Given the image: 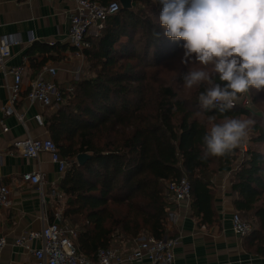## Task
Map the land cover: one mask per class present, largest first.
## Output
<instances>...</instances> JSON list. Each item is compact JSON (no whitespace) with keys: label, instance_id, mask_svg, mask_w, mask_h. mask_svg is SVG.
<instances>
[{"label":"trees","instance_id":"obj_1","mask_svg":"<svg viewBox=\"0 0 264 264\" xmlns=\"http://www.w3.org/2000/svg\"><path fill=\"white\" fill-rule=\"evenodd\" d=\"M135 1L150 12L139 9ZM161 9L159 0H133L131 9L121 6L110 16L105 30L84 52L91 74L72 81L74 89L65 91L64 102L46 116L49 137L70 163L58 185L66 196L63 221L76 229L77 251L92 260L116 237L129 242L140 235L171 237L173 202L167 187L183 176L192 186V216L200 225L217 222L213 177L241 155L239 146L223 157L202 158L207 116H222L213 109L196 117L198 97L181 98L172 87L162 86L157 97L152 96L155 60L167 52L177 57L184 43L164 35L165 29L153 18ZM68 50L75 52L70 44L34 42L25 55L37 72ZM251 91L257 111L238 103L225 113L255 121L231 191L235 211L256 224L244 240L262 241L258 247L264 248V152L256 148L264 145V91ZM80 154L90 155L83 166L76 161Z\"/></svg>","mask_w":264,"mask_h":264},{"label":"crops","instance_id":"obj_2","mask_svg":"<svg viewBox=\"0 0 264 264\" xmlns=\"http://www.w3.org/2000/svg\"><path fill=\"white\" fill-rule=\"evenodd\" d=\"M75 8L74 0H0V38L15 36L20 44L12 48V57L7 68L23 67V86L16 110L24 117V125L15 114H7L10 106L11 75L0 72V176L11 191V206L0 211V236L8 240V245L0 252V264H34L36 258L27 250L15 247L14 240L27 231H40L53 218L52 201L43 198L37 186L23 178L26 173L40 171L45 174V190L52 184L59 185L63 175L50 156L43 153L38 159L24 158L13 152V142L28 136L33 138L49 137L45 126L37 124L35 116L44 120L56 107L43 108L40 104H30L26 98L31 82L47 67L58 70L56 82L67 86L72 81L87 78L77 74L82 59L76 52L68 50L59 61H50L35 72L25 55L31 47L30 39L35 42L68 44L70 17ZM45 77H49L48 74ZM46 124V122H45ZM237 168V167H236ZM236 168L219 171L213 177L215 190L214 209L217 222L212 225H200L191 214V208L173 202L169 211L168 230L170 236L180 239L175 249V264H264L262 241L241 240L231 227L232 215L236 212V196L231 191ZM253 222V221H252ZM256 229V224L253 222ZM112 245L130 250L132 242L116 237ZM152 264L148 260L140 263Z\"/></svg>","mask_w":264,"mask_h":264},{"label":"built area","instance_id":"obj_3","mask_svg":"<svg viewBox=\"0 0 264 264\" xmlns=\"http://www.w3.org/2000/svg\"><path fill=\"white\" fill-rule=\"evenodd\" d=\"M52 2L53 0H45ZM75 8L70 17L68 44L75 50L83 60L84 52L92 47V38L99 37L107 26L110 16L117 14L121 9V3L117 1L103 4L101 0H74ZM35 39L31 37L30 43ZM20 44L15 36L0 38V72L13 77L10 87L9 104L5 109L7 114H15L20 123L24 125V117L17 112L16 103L20 100L23 86V67L7 68V62L12 57V48ZM52 43L51 45H53ZM58 70L56 67H47L31 82L27 93L30 104H40L43 108L58 107L64 102V92L72 91L74 88L59 85L56 82ZM86 73L81 66L77 74L82 78ZM48 74L49 77H45ZM86 77V76H84ZM80 79V78H79ZM243 107L253 110L249 93L242 95L240 102ZM235 105V106H236ZM37 124L45 126L43 116H35ZM13 152L24 158L38 159L43 153L50 156L51 162L56 165L58 171L64 175L70 167V163L64 159L56 143L50 138H33L28 136L13 142ZM246 144L242 145L243 153L246 152ZM23 178L32 185L37 186L43 198L48 197L53 204V218L40 231H27L14 240L13 245L31 253L36 261L34 264H123L125 262L140 263L144 260L152 264H175V249L180 243L178 237H166L156 239L140 235L132 242L130 250L125 252L121 247L111 245L100 249L92 260L89 256L77 251L75 240L77 232L64 223V206L66 196L59 186L52 184L50 189L45 190L46 176L40 171L26 173ZM169 198L178 205L184 204L191 207L192 186L187 178L183 176L178 181L169 182ZM46 205V204H45ZM11 206V191L0 176V211ZM232 231L241 240L249 237L255 225L252 221L244 219L240 213L235 212L231 218ZM8 245V240L0 236V252Z\"/></svg>","mask_w":264,"mask_h":264},{"label":"clouds","instance_id":"obj_4","mask_svg":"<svg viewBox=\"0 0 264 264\" xmlns=\"http://www.w3.org/2000/svg\"><path fill=\"white\" fill-rule=\"evenodd\" d=\"M164 35L183 40L181 63L192 66L182 87L204 85L199 110L207 116L202 158L223 157L245 142L255 124L251 118L229 116L242 95L264 91V0H159Z\"/></svg>","mask_w":264,"mask_h":264},{"label":"rangeland","instance_id":"obj_5","mask_svg":"<svg viewBox=\"0 0 264 264\" xmlns=\"http://www.w3.org/2000/svg\"><path fill=\"white\" fill-rule=\"evenodd\" d=\"M135 2H136V6L139 7V9H142V10L144 9V10H147L148 12H150L148 7L143 6V4L140 1H138V2L135 1ZM153 18L159 24V15L153 14ZM183 52H184V49H182L180 54L175 58H173L174 56H169L172 54V52H167V53H164L163 56H161L157 60H155L156 68L152 71L153 80H152V83L150 84L153 97H155V98L157 97L158 89L161 86L162 87H172L174 89V91H176L179 94V97H181V98L196 99L198 97V91L200 88H204V85H201L202 87L200 86V87L194 88L192 90H186L182 87L183 75L192 66L191 63H181V60L183 58ZM167 57H169V58H167ZM171 57H172V59H171ZM157 61H158V63H157ZM81 63H82V66L85 67L86 71H88L89 66L87 63V59L85 57L83 58ZM89 74H91L90 71H89ZM254 93H255V91L252 92L250 90V92H249L250 100H252ZM255 106H257V104H255ZM254 108L256 109V107H254ZM242 118H247V117H242ZM252 134L253 133H252V129H251V131L249 132V136H248L247 140L240 145L241 155H240L239 160L237 162H235V164L231 168H234V169L236 167L238 168L240 160L242 159L243 154H244L242 151V145L246 144L247 149L249 148L250 138H251ZM256 148L264 152V145L256 146ZM248 220H251V219H248ZM68 226H70V225H68ZM70 227L73 228L72 226H70Z\"/></svg>","mask_w":264,"mask_h":264},{"label":"water","instance_id":"obj_6","mask_svg":"<svg viewBox=\"0 0 264 264\" xmlns=\"http://www.w3.org/2000/svg\"><path fill=\"white\" fill-rule=\"evenodd\" d=\"M133 0H120L121 6L123 9H131ZM254 111H257V109L253 108ZM90 159L89 154H80L77 156V164L80 166H83L88 160Z\"/></svg>","mask_w":264,"mask_h":264}]
</instances>
